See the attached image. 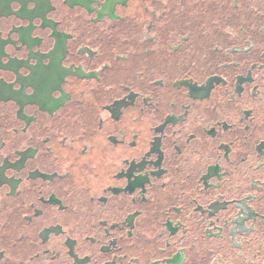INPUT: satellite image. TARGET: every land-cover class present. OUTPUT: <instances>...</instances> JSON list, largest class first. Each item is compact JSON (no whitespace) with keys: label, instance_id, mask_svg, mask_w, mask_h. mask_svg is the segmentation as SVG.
<instances>
[{"label":"flooded vegetation","instance_id":"1","mask_svg":"<svg viewBox=\"0 0 264 264\" xmlns=\"http://www.w3.org/2000/svg\"><path fill=\"white\" fill-rule=\"evenodd\" d=\"M0 264H264V0H0Z\"/></svg>","mask_w":264,"mask_h":264}]
</instances>
